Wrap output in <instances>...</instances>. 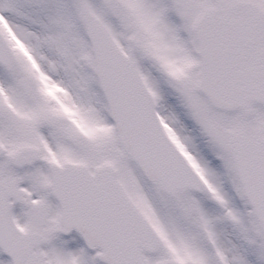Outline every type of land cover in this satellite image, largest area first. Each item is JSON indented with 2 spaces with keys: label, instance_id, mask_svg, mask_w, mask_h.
Wrapping results in <instances>:
<instances>
[{
  "label": "snow or ice",
  "instance_id": "obj_1",
  "mask_svg": "<svg viewBox=\"0 0 264 264\" xmlns=\"http://www.w3.org/2000/svg\"><path fill=\"white\" fill-rule=\"evenodd\" d=\"M0 264H264V0H0Z\"/></svg>",
  "mask_w": 264,
  "mask_h": 264
}]
</instances>
